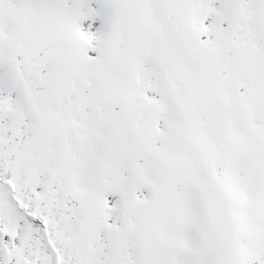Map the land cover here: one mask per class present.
Listing matches in <instances>:
<instances>
[{
    "label": "snow or ice",
    "instance_id": "snow-or-ice-1",
    "mask_svg": "<svg viewBox=\"0 0 264 264\" xmlns=\"http://www.w3.org/2000/svg\"><path fill=\"white\" fill-rule=\"evenodd\" d=\"M0 264H264V0H0Z\"/></svg>",
    "mask_w": 264,
    "mask_h": 264
}]
</instances>
